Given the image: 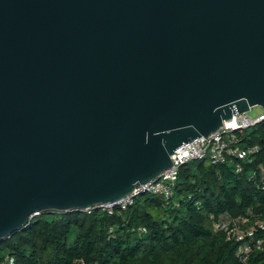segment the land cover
Segmentation results:
<instances>
[{
  "label": "water",
  "instance_id": "obj_1",
  "mask_svg": "<svg viewBox=\"0 0 264 264\" xmlns=\"http://www.w3.org/2000/svg\"><path fill=\"white\" fill-rule=\"evenodd\" d=\"M254 106L264 0H0V242L135 193Z\"/></svg>",
  "mask_w": 264,
  "mask_h": 264
},
{
  "label": "trees",
  "instance_id": "obj_2",
  "mask_svg": "<svg viewBox=\"0 0 264 264\" xmlns=\"http://www.w3.org/2000/svg\"><path fill=\"white\" fill-rule=\"evenodd\" d=\"M237 135L258 148L241 172L191 161L168 199L141 194L112 214L41 213L0 242V264H264V120ZM240 230L252 233L239 241ZM242 244L254 248L245 261Z\"/></svg>",
  "mask_w": 264,
  "mask_h": 264
},
{
  "label": "built area",
  "instance_id": "obj_3",
  "mask_svg": "<svg viewBox=\"0 0 264 264\" xmlns=\"http://www.w3.org/2000/svg\"><path fill=\"white\" fill-rule=\"evenodd\" d=\"M264 120V110L262 114L251 116L249 112L235 114L229 121H225L224 128L217 133L212 134L208 139L200 136L197 139L176 149L171 158L173 167L164 170L158 179H153L142 185L135 193L129 194L115 203L102 205L100 208L105 209L112 214L116 207L127 210L133 205L135 198L143 192L146 194L161 196L165 199L173 195L174 188L178 181L180 169L187 163L196 160H208L214 164L226 163L235 165V171L241 172L244 162H252V154L258 151L257 147L243 148L239 143L237 131L243 132ZM91 209L88 212H91ZM258 226L264 228V221L258 222ZM251 234L240 230L237 240L242 241L245 235ZM260 247V242L255 248ZM254 249L249 245L242 244L238 251L240 260L245 261L250 251ZM80 264H84L83 262Z\"/></svg>",
  "mask_w": 264,
  "mask_h": 264
},
{
  "label": "rangeland",
  "instance_id": "obj_4",
  "mask_svg": "<svg viewBox=\"0 0 264 264\" xmlns=\"http://www.w3.org/2000/svg\"><path fill=\"white\" fill-rule=\"evenodd\" d=\"M263 113V109L260 106H254L251 108V110L249 111V114L251 116H255L257 114H262Z\"/></svg>",
  "mask_w": 264,
  "mask_h": 264
}]
</instances>
